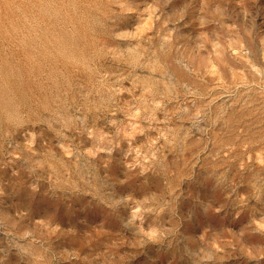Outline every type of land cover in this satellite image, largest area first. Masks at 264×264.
<instances>
[{"label":"rangeland","instance_id":"1","mask_svg":"<svg viewBox=\"0 0 264 264\" xmlns=\"http://www.w3.org/2000/svg\"><path fill=\"white\" fill-rule=\"evenodd\" d=\"M0 264H264V0H0Z\"/></svg>","mask_w":264,"mask_h":264}]
</instances>
